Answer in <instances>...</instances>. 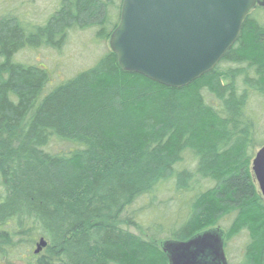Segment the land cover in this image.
<instances>
[{
	"label": "trees",
	"instance_id": "obj_1",
	"mask_svg": "<svg viewBox=\"0 0 264 264\" xmlns=\"http://www.w3.org/2000/svg\"><path fill=\"white\" fill-rule=\"evenodd\" d=\"M122 2L60 0L41 25L0 16V261L168 264L161 243L228 221L225 243L246 238L238 264H264V199L251 172L264 146L251 108L264 102V8L179 89L124 72L110 49L47 91V68L15 59L60 50L71 31L108 42ZM136 206L158 219L143 226Z\"/></svg>",
	"mask_w": 264,
	"mask_h": 264
},
{
	"label": "water",
	"instance_id": "obj_2",
	"mask_svg": "<svg viewBox=\"0 0 264 264\" xmlns=\"http://www.w3.org/2000/svg\"><path fill=\"white\" fill-rule=\"evenodd\" d=\"M264 0H123L108 45L118 65L168 88L188 86L210 72L237 40L246 15ZM264 199V146L251 163ZM225 233L210 229L185 242L165 241L168 264H227ZM46 242L35 246L37 255Z\"/></svg>",
	"mask_w": 264,
	"mask_h": 264
},
{
	"label": "rangeland",
	"instance_id": "obj_3",
	"mask_svg": "<svg viewBox=\"0 0 264 264\" xmlns=\"http://www.w3.org/2000/svg\"><path fill=\"white\" fill-rule=\"evenodd\" d=\"M59 2L60 0H0V16L14 15L21 22L28 25H41L58 7ZM107 49H109L108 42L95 41L92 31H71L60 50L44 47L38 49L24 48L16 55L15 59L21 64H36L47 68L50 74L47 91L73 78L78 73L91 68ZM251 108L257 114V119L262 129L259 138L264 143V102L259 105L257 101H253ZM52 147L57 151L67 146L54 143ZM133 212L136 215L139 214L137 219H139L140 224V220H142L143 226L154 223L158 219V217L153 216V213L149 214L143 211L142 215V209L137 206L133 209ZM165 219L167 223L175 221L173 215L169 214ZM159 221H163L162 218H159ZM227 226L228 221L223 222L220 228L224 230ZM140 231L144 233L145 229ZM245 242V235L242 234L225 243L224 252L227 264L240 263ZM0 264H27V262L25 260L3 259Z\"/></svg>",
	"mask_w": 264,
	"mask_h": 264
}]
</instances>
